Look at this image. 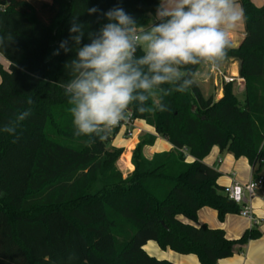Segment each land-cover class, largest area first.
Instances as JSON below:
<instances>
[{"label":"trees","instance_id":"16d2710c","mask_svg":"<svg viewBox=\"0 0 264 264\" xmlns=\"http://www.w3.org/2000/svg\"><path fill=\"white\" fill-rule=\"evenodd\" d=\"M159 3L0 0V56L9 63L8 70L0 65V129L31 109L17 128L16 143L0 131V264H173L149 256L148 242L194 255L200 264H218L231 258L236 246L261 237L252 229L229 240L221 229L194 224L203 208L216 211L220 221L241 213L218 185L220 174L203 162L214 147L245 158L253 177L264 178V5L238 0L245 38L222 61L240 62L244 104L233 83L223 85L220 100L206 98L194 80L202 64L188 66L194 81L188 90L157 93L143 113L130 105L132 120L153 128L174 151L148 161L143 149L154 140L145 138L133 152L135 169L126 179L115 171L123 149L107 148L118 128L103 140L75 134L60 86L70 78L64 64L75 52L53 55L69 37L72 16L95 31L107 22L102 12L119 5L147 28ZM91 7L102 11L89 15ZM82 43H89L87 33Z\"/></svg>","mask_w":264,"mask_h":264},{"label":"clouds","instance_id":"9594fccd","mask_svg":"<svg viewBox=\"0 0 264 264\" xmlns=\"http://www.w3.org/2000/svg\"><path fill=\"white\" fill-rule=\"evenodd\" d=\"M86 11L92 15L102 10ZM102 15L107 22L95 31L72 16L69 37L53 52H75L64 64L70 78L60 84L75 134L101 140L127 119L130 105L143 113L157 93L188 90L194 83L188 66L215 67L224 61L233 47L232 34L244 19L238 0H160L147 28L119 5ZM86 33L89 43L84 44ZM156 106L166 110L163 103ZM30 115L31 109L18 113L0 131L16 143L17 128Z\"/></svg>","mask_w":264,"mask_h":264},{"label":"crops","instance_id":"0c3cea01","mask_svg":"<svg viewBox=\"0 0 264 264\" xmlns=\"http://www.w3.org/2000/svg\"><path fill=\"white\" fill-rule=\"evenodd\" d=\"M251 1L256 7H262L264 5V0ZM244 38L245 27L242 22L232 34L233 47H238ZM0 65L4 70H8L9 63L2 56H0ZM240 67V62L236 60L221 62L216 66L221 76L214 71V67L202 64L196 71L194 80L201 88L204 96L206 98L214 97L215 101L220 100L223 96V76L235 79L233 83L235 92L245 96L244 81L240 78ZM134 127L135 136L132 139L126 140L122 137L124 141H128L123 148L124 153L118 162L119 170L122 174L124 172L127 175L133 173L135 169L132 163L133 152L137 145L145 138L151 137L154 140L152 145L145 146L143 149V153L145 152L144 155L148 159H151L155 155L174 151V148L165 139L157 135L154 129L147 126L143 121L136 120ZM123 156L127 158L130 168L125 163H121ZM187 161L191 163L193 159L188 158ZM203 162L214 168L220 174L217 183L221 188L230 185L232 182L246 185L253 179L252 168L245 158L235 159L233 155L226 151H220L218 147H214ZM263 197V192L260 191L250 202L254 221L240 214L227 215L223 221H220L217 212L210 208H203L199 211L198 221L194 225H206L210 229H221L225 232L229 240H239L247 231L252 229H257L261 233V237L258 240L250 241L242 248L239 246L235 247L234 254L238 255L237 259H232V256L229 259L219 261L218 264H264ZM185 222L187 221L185 220ZM144 250L151 257L173 264H200L198 258L194 255H180L169 249L163 250L155 242H148L144 246Z\"/></svg>","mask_w":264,"mask_h":264},{"label":"built area","instance_id":"2783aa9c","mask_svg":"<svg viewBox=\"0 0 264 264\" xmlns=\"http://www.w3.org/2000/svg\"><path fill=\"white\" fill-rule=\"evenodd\" d=\"M214 71L221 75L218 68L216 66L213 68ZM222 76V75H221ZM235 79L227 78L223 76V83H234ZM135 121L132 120L131 114L128 113V117L126 120L121 121L119 125L114 127L113 129L118 128L119 133L123 134L124 139H132L135 136ZM186 154V152H184ZM189 158V157H188ZM187 158V159H188ZM263 192L264 195V178H254L246 185H241L237 182H232L230 185L223 188V194L235 204L241 207L240 215L253 220L252 217V208L250 206V202L254 199L258 192ZM264 201V197H263ZM254 221V220H253Z\"/></svg>","mask_w":264,"mask_h":264},{"label":"rangeland","instance_id":"374dc122","mask_svg":"<svg viewBox=\"0 0 264 264\" xmlns=\"http://www.w3.org/2000/svg\"><path fill=\"white\" fill-rule=\"evenodd\" d=\"M206 89V91H208V89L207 88H205ZM211 91V90H210ZM209 91V92H210ZM236 93V95H237V99H238V101L240 102V103H242V104H244V102H245V96L244 95H239V94H237V92H235ZM155 100H156V98H155ZM111 131V130H110ZM122 137H123V134L122 133H119V134H117V136L115 137V139L111 142V143H109L108 145H107V148L108 149H110L111 151H113V150H116V149H123L124 147H125V145H126V143L128 142V141H124L123 139H122ZM58 141H60L61 143H63V144H67V145H71V146H79V145H83L84 143H81V142H74V141H71V140H69V139H65V138H58L57 139ZM119 147V148H118ZM145 152L143 153V156H144V158L146 159V160H148V161H150L151 159H148L147 157H145ZM121 158V157H120ZM120 158H119V160H120ZM119 160H118V162H119ZM127 160V158H125L124 156H123V158H122V160H121V163L122 162H124V161H126ZM118 162L115 164V171L116 170H119V165H118ZM120 171V170H119ZM123 175V178L124 179H126L129 175H127L125 172L122 174ZM100 184H98L97 185V187H96V189H100ZM237 256L238 255H236V254H234L233 255V257H232V259H237Z\"/></svg>","mask_w":264,"mask_h":264}]
</instances>
